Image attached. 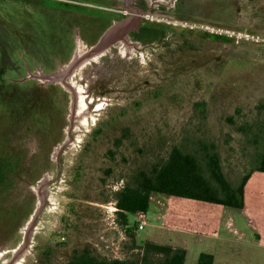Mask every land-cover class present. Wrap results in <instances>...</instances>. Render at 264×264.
Listing matches in <instances>:
<instances>
[{
  "label": "rangeland",
  "instance_id": "374dc122",
  "mask_svg": "<svg viewBox=\"0 0 264 264\" xmlns=\"http://www.w3.org/2000/svg\"><path fill=\"white\" fill-rule=\"evenodd\" d=\"M131 7L155 31L92 52ZM205 143L235 185L264 153V0H0V264L166 241L175 201L140 229L117 192Z\"/></svg>",
  "mask_w": 264,
  "mask_h": 264
},
{
  "label": "trees",
  "instance_id": "16d2710c",
  "mask_svg": "<svg viewBox=\"0 0 264 264\" xmlns=\"http://www.w3.org/2000/svg\"><path fill=\"white\" fill-rule=\"evenodd\" d=\"M154 24H142V31L152 33ZM254 171L264 172V153L251 173L244 176L240 184H233L224 173L221 157L214 144H204V156L187 153L175 147L168 160L151 173H143L135 184L126 185L117 192L118 214L125 224L129 215L139 211L147 213L151 207V193H165L179 197L218 203L234 208L245 205V189ZM136 225V224H135ZM137 258H115L102 260L89 249L76 250L68 264H185L187 250L169 243L146 240L140 246ZM214 255L202 252L198 264H214Z\"/></svg>",
  "mask_w": 264,
  "mask_h": 264
},
{
  "label": "crops",
  "instance_id": "0c3cea01",
  "mask_svg": "<svg viewBox=\"0 0 264 264\" xmlns=\"http://www.w3.org/2000/svg\"><path fill=\"white\" fill-rule=\"evenodd\" d=\"M167 196L161 199L168 207L174 206L171 201L176 206L174 211L162 213L166 241L151 235L146 239L185 248V264H198L202 252L212 253L214 264H264V172L252 173L242 208ZM157 201L159 206L163 204Z\"/></svg>",
  "mask_w": 264,
  "mask_h": 264
},
{
  "label": "water",
  "instance_id": "95a60500",
  "mask_svg": "<svg viewBox=\"0 0 264 264\" xmlns=\"http://www.w3.org/2000/svg\"><path fill=\"white\" fill-rule=\"evenodd\" d=\"M134 14L130 17L116 21L102 35L99 42L94 46L92 52H100L130 34L131 31L139 29L142 24L144 12H140L138 7H131Z\"/></svg>",
  "mask_w": 264,
  "mask_h": 264
},
{
  "label": "built area",
  "instance_id": "2783aa9c",
  "mask_svg": "<svg viewBox=\"0 0 264 264\" xmlns=\"http://www.w3.org/2000/svg\"><path fill=\"white\" fill-rule=\"evenodd\" d=\"M150 198H153V194H151ZM137 216H138V219L141 221L139 224V228L144 229L145 228V221H143V219L146 217V213L139 211V212H137Z\"/></svg>",
  "mask_w": 264,
  "mask_h": 264
},
{
  "label": "flooded vegetation",
  "instance_id": "af4514ba",
  "mask_svg": "<svg viewBox=\"0 0 264 264\" xmlns=\"http://www.w3.org/2000/svg\"><path fill=\"white\" fill-rule=\"evenodd\" d=\"M130 10H131V11H130L131 14H130L128 17H130V16H132V15L134 14V12H133V10H132L131 8H130ZM126 18H127V17H126ZM123 19H124V18H123ZM121 20H122V19H121ZM141 25H142V24H141ZM131 32H132V31H131ZM131 32H130V33H131Z\"/></svg>",
  "mask_w": 264,
  "mask_h": 264
},
{
  "label": "bare ground",
  "instance_id": "6f19581e",
  "mask_svg": "<svg viewBox=\"0 0 264 264\" xmlns=\"http://www.w3.org/2000/svg\"><path fill=\"white\" fill-rule=\"evenodd\" d=\"M83 118V117H82ZM84 123H87V121H85Z\"/></svg>",
  "mask_w": 264,
  "mask_h": 264
}]
</instances>
